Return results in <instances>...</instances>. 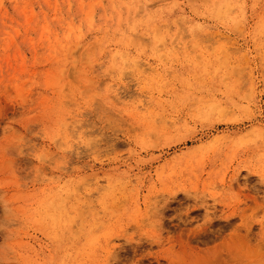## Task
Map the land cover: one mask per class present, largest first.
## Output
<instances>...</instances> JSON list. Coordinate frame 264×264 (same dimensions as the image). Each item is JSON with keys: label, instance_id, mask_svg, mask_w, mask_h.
<instances>
[{"label": "rangeland", "instance_id": "obj_1", "mask_svg": "<svg viewBox=\"0 0 264 264\" xmlns=\"http://www.w3.org/2000/svg\"><path fill=\"white\" fill-rule=\"evenodd\" d=\"M23 1L0 4V264H264V0L91 24L94 0Z\"/></svg>", "mask_w": 264, "mask_h": 264}, {"label": "bare ground", "instance_id": "obj_2", "mask_svg": "<svg viewBox=\"0 0 264 264\" xmlns=\"http://www.w3.org/2000/svg\"><path fill=\"white\" fill-rule=\"evenodd\" d=\"M95 1H97L96 3H95ZM203 1V0H202ZM227 1V0H226ZM225 0H224V2H226ZM204 2V1H203ZM48 4L47 5H49V2H47ZM79 3H80V7L82 8V4H83V0H79ZM90 3V2H89ZM98 3H100V0H94V4L91 2L90 4H88L87 3V5H88V7L86 8V12H85V10H84V12H85V16H86V18H87V23L89 22V24H91L92 23V21H93V17H94V14H95V9H96V5H98ZM205 3V2H204ZM204 3H202V4H204ZM208 4H209V2H207ZM215 3V2H214ZM0 4H1V0H0ZM70 3H68L67 4V6H71V5H69ZM85 4V3H84ZM230 4V3H229ZM57 6V4H55V8H57L56 7ZM99 6V5H98ZM113 6V5H112ZM141 6V5H140ZM143 6V5H142ZM219 6V9L216 11V13L219 15V16H224L226 13H228V12H231V11H229V8H228V4H226V3H222V5H218ZM221 6V7H220ZM21 8H22V10H21V12H22V14H23V17H24V19H25V21H28V23H30L31 21H32V19L35 17V15H34V13H33V9L32 8H29V6H28V2L27 1H23V4H22V6H20ZM144 8V7H143ZM222 8V9H221ZM53 9H54V6H53ZM70 9V8H69ZM145 9V8H144ZM231 10V9H230ZM135 12H137V10L135 11ZM138 12H139V10H138ZM129 14V13H128ZM136 15V14H135ZM119 16V15H118ZM150 17V16H149ZM224 18V17H223ZM71 19V18H70ZM118 19V18H117ZM129 19V18H128ZM230 20V19H229ZM235 20V19H234ZM127 21V20H126ZM176 21V20H175ZM117 22H119V20H117ZM220 22V21H219ZM233 22H235V21H233ZM68 24H70V23H68ZM68 24H66V25H68ZM117 24H119V23H117ZM163 25V24H162ZM201 26V25H200ZM199 26V27H200ZM67 27V26H66ZM166 27V26H165ZM179 27H181V26H179ZM78 28V27H77ZM67 29H68V31H71L72 30V28H71V26L70 27H67ZM66 29V30H67ZM153 29V31H155L157 28H152ZM151 29V30H152ZM159 29V28H158ZM131 30V29H130ZM67 31V32H68ZM118 31V30H117ZM183 31V30H182ZM41 32H42V34H43V38L45 37V38H47V39H49V37H50V35H51V30H50V28H49V26H47V25H44V26H42V30H41ZM66 32V33H67ZM76 33H77V31H75ZM153 33H155V32H153ZM152 33V34H153ZM157 33H158V31H157ZM112 34V33H111ZM40 35V34H39ZM67 35H69L68 33H67ZM66 35V36H67ZM78 35H79V37L81 36L80 35V31L78 30ZM154 36L156 35V33L155 34H153ZM159 36V35H158ZM65 37V36H64ZM68 37V36H67ZM132 37H134V36H132ZM160 37V36H159ZM138 38V37H137ZM161 38V37H160ZM173 38V37H172ZM182 38V37H181ZM77 39H79V38H77ZM136 39V38H135ZM141 39V38H140ZM144 39V38H143ZM143 39H141V40H143ZM13 41L14 40H12L11 39V43H13ZM108 41V40H107ZM129 41H130V39H129ZM159 41V40H158ZM142 42V41H141ZM146 42H147V40H146ZM93 43V42H92ZM131 43V42H130ZM133 43V42H132ZM140 43V42H139ZM158 43V42H157ZM171 43V42H170ZM126 44V43H125ZM133 44H135V43H133ZM133 44H131V45H133ZM48 45V44H47ZM92 45H94V44H92ZM157 45V44H156ZM61 46V45H60ZM76 46V45H75ZM71 51V50H70ZM101 51V50H100ZM222 52V51H221ZM18 53V52H17ZM114 53V52H113ZM70 54V53H69ZM75 54V53H74ZM81 55H82V52L80 53ZM120 54V53H119ZM123 54V53H122ZM87 55V54H86ZM114 54H112L111 56H113ZM120 56H122L121 54H120ZM119 56V57H120ZM124 57H125V55H124ZM103 58V57H102ZM121 58V57H120ZM127 58V57H126ZM111 59H113V58H111ZM110 59V60H111ZM112 62V61H111ZM132 62V61H131ZM89 63V62H88ZM95 63V62H94ZM98 63V62H97ZM125 63V62H124ZM133 64H136V62L134 63L133 62ZM124 65V64H123ZM215 66V65H214ZM90 68V67H89ZM62 71V70H61ZM63 73V72H62ZM24 81V80H23ZM30 81V80H29ZM22 82V81H21ZM115 100V99H114ZM206 107V106H205ZM218 107H220V106H218ZM217 107V104H215V103H213V102H211L210 104H208L207 105V109L205 108L204 109V113L207 115V114H209V113H212V112H216V111H218V108ZM221 108V107H220ZM206 110V111H205ZM74 121V120H73ZM70 123V122H69ZM67 124V123H66ZM70 127V126H69ZM71 129H73V128H71ZM254 129H256V128H254ZM69 130V129H68ZM71 131V130H70ZM256 131L259 133V135H260V133L263 135V133H264V129L263 128H257L256 129ZM255 131V132H256ZM63 135V134H62ZM73 135V134H72ZM261 137V136H260ZM263 147V146H262ZM263 151H264V149H263ZM68 193H69V191H68ZM75 193V192H74ZM51 204V203H50ZM41 205V204H40ZM51 206V205H50ZM54 207V206H53ZM65 207V206H64ZM42 209V208H41ZM45 210H44V213L47 211V209L46 208H44ZM77 209V208H76ZM66 210V209H65ZM53 212L51 213V211H50V213H51V216L53 217L52 218V229L53 228H56L55 226H56V223H57V221L64 215V211H63V208L59 205L58 207H55L53 210H52ZM41 213V212H40ZM40 215V214H39ZM46 215H44V217H45ZM67 216V215H66ZM56 231V230H55ZM54 231V232H55ZM55 234V233H54ZM53 234V235H54ZM58 234V233H57ZM57 236H59V235H57ZM29 264H30V262H29Z\"/></svg>", "mask_w": 264, "mask_h": 264}]
</instances>
